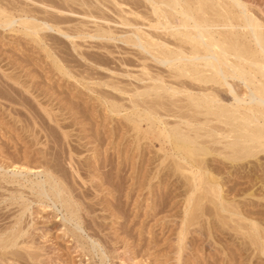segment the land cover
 Here are the masks:
<instances>
[{"label": "rangeland", "instance_id": "obj_1", "mask_svg": "<svg viewBox=\"0 0 264 264\" xmlns=\"http://www.w3.org/2000/svg\"><path fill=\"white\" fill-rule=\"evenodd\" d=\"M83 1L0 0L3 13L0 16V150H9L10 157L13 156L11 153H16L13 158L20 159L24 152H16L15 146L43 149L59 171L57 174H62L64 184L74 188L72 193H76L73 195L83 215L80 219L82 236L73 242L63 233L62 213L51 199L41 200L26 188L21 197L11 199L7 197V190L0 188V226L16 217L21 203L26 205L20 216L24 225L17 237L20 241L14 249L12 247L11 253L0 254V264H264V236H260L264 235V173L258 168L252 169L253 157L246 158L251 159V163L243 161L246 167L250 165L246 169L245 166L244 169L234 168L225 159L222 172H206L210 174L205 173L204 178L216 179L221 191L217 197L203 191L200 198L201 188L197 190L190 185V174L186 170H172L174 161L171 157L160 161L163 157L161 148L166 145L160 143V136L147 134L137 139L146 122L139 123L138 131L134 128L129 120L133 115L132 100H144L145 103L140 105L146 106L154 96L134 94L135 90L142 89L135 88L137 83L138 86L142 84L135 76H140L141 62L150 64L151 69H159L161 65L144 59L147 53L120 40L129 33L119 20L125 15L130 21H139L143 28H149L147 23L153 21L148 3L145 0ZM256 1L260 5L261 18L264 0ZM127 9L130 13L135 11L136 15L128 14ZM7 19L10 23L5 25ZM39 22H44L46 27L39 29L38 35L25 29V25ZM107 25L112 29L113 39L95 37L99 26L107 28ZM140 54H144L143 57ZM9 76H14V81L8 79ZM106 83L117 88H111V84L106 86ZM118 87L128 90L123 93ZM110 102H116L117 111L110 109ZM43 109L57 113L55 118L62 123L56 125L65 123L66 129L61 128L68 135L57 130V120L47 118ZM157 109L163 112L161 108ZM165 119L169 121L172 117ZM35 126L42 128L36 133L39 137L36 144L32 141ZM71 145L72 156H77L73 158L82 162L80 176L84 181L87 179L82 185L79 179L75 182L70 179L72 163L68 164L66 157ZM36 155H33L35 160ZM257 155L259 159L260 152ZM209 156L215 158L214 154ZM5 157L7 155L1 153L0 161L7 162L9 158L6 160ZM216 157L222 160L221 156ZM257 161L259 164L260 159ZM247 169L249 172L244 171ZM4 170L7 176L12 175V167ZM84 185L88 186L85 188ZM192 193L195 196H191ZM197 195L196 209L192 202L197 203ZM218 197L224 198L225 204L233 202L231 204L240 209L236 210L237 215L219 209ZM231 204L226 206L233 208ZM216 208L220 213H215ZM223 214L228 216L224 218ZM247 234L252 235H249L251 238ZM252 239L256 244L251 242ZM31 250L33 256L28 253ZM37 251L42 255H36Z\"/></svg>", "mask_w": 264, "mask_h": 264}, {"label": "bare ground", "instance_id": "obj_2", "mask_svg": "<svg viewBox=\"0 0 264 264\" xmlns=\"http://www.w3.org/2000/svg\"><path fill=\"white\" fill-rule=\"evenodd\" d=\"M145 1L148 3L150 13L152 16L151 18L153 21L151 23H147V26L149 28L147 29L143 28L142 23H139V21L138 22L132 20L130 21V18H128L127 16L126 17L129 20L124 19L126 18L125 15L120 17V18L123 17L122 18L123 20L122 19L119 20V24L121 23L122 26L127 27V30L125 29L127 32L126 31L125 32L129 33L124 35V38L120 40H123L124 44L128 43L132 46H135L136 48L141 49L142 51L140 52L144 51V53H147L148 56L144 54L142 55L140 54V56L142 57L144 55V59L145 58L150 59L155 64L161 65L159 69L158 68L151 69L149 67L150 64L147 65L146 63L141 62L142 65L140 67L141 69L140 76L139 75L135 76L137 81L142 82L140 86H138L139 84L137 83L138 85L136 84L135 88L137 89L139 87L140 89L141 87L142 89L135 90L134 94L135 95L137 94L138 96L142 94L154 96V100L151 99L150 102L149 99L148 102L150 103L148 104V102H146L148 104L146 106L140 105V103L143 105L145 102L144 100H143L144 103L139 102V100L137 101V99L139 98L134 99L136 101L134 100H132L133 102L131 101L133 107V112H132L133 115L132 117L130 115L129 120H132L134 128L137 129L141 121L146 122L145 129L141 130L140 135L139 134H138L139 136L137 135L138 136L137 139L141 137H146L147 134L160 136V140H159L160 143L166 144L164 148H161L164 158L161 156L162 158L160 161H162L166 157H171L173 158L172 161H174L171 166L172 170H178L180 172L181 170L184 171L186 170L187 173L190 174V177H188L190 185L197 190L201 188L200 191L202 192L199 195L200 198L203 195L202 194L203 191L208 192L216 197L219 196L221 191L220 184L214 178H212V180H208L207 176H206L207 179L204 178L205 177L204 175L208 171H211V173L213 171L218 172L221 169V167H223V164H225L224 162L227 160L230 161L231 166L234 168L242 167V169L244 168L246 169L247 167H250V165H247L246 167L245 162L251 163L249 161H251L252 159L251 157H253L252 164L254 165H252L253 168L252 166L251 168L254 170L255 168L256 169L258 168L260 169V173H264V14L261 11L263 17L261 16L260 18V14H261L260 5L257 3L256 0H145ZM135 3L137 2L135 1ZM256 3L258 4V6L256 5L255 7L254 4ZM1 13L2 10H0V16ZM127 13L129 14L130 11L128 10ZM131 13L136 15L135 11L134 12L131 11ZM6 21L7 22L5 23V25L7 23H10L8 19ZM116 23L117 22H115V24ZM44 27H46V24L44 22L41 23L39 22V24L32 26L25 25V29L31 30L29 32L34 34H37V31L39 29H43ZM48 27L50 28L51 26L48 25ZM99 27H101L100 29L98 28L100 31L97 29V34H94L96 35L95 37L100 38V36H102L105 38L108 37L113 39L111 33L112 29L109 26L107 28L106 26L105 27L99 26ZM91 37L93 36L91 35ZM155 64L154 66H156ZM159 65L157 66L159 67ZM9 77L8 79H11L12 81L14 76H9ZM107 84H111V83H106L105 85L107 86ZM111 86H113L111 88L116 87L113 84H111ZM122 90L121 87H118V91L121 92ZM127 90H123V93ZM113 102H110L111 103L110 109L117 111L115 109L116 102L115 104H112ZM157 107L161 108L163 112H160L159 109H157ZM44 109L42 110V112H46L45 115H47V118L57 120L55 118V115L57 113L53 114L54 110L50 109L51 111H47V110L44 111ZM164 117L165 118L172 117V119H169V121L171 120L169 122ZM58 121L59 120L55 121V126L60 125L62 123ZM64 125L62 124V126H57V130L60 129L62 134L64 133L67 134L61 128V127L64 128L65 127ZM41 129L42 128L40 127H38V129L37 127L34 130L32 129V134H33L32 141H34L35 144L37 143V140L39 138V137L37 138L36 133L42 131ZM57 138H59V136ZM71 148L72 145L70 146V149L68 148V153L66 157L69 162L68 164L71 165L72 163L71 165L72 173L70 175V179L72 182H75L77 179H79L81 181L80 184L82 185L87 180L85 179L84 181L80 176L81 171L79 167L82 166L80 165L82 162L80 163L81 161L80 159L73 158L75 155L72 156ZM21 150H23L24 154L21 155L20 159H17L16 157H15L16 159L13 158L16 155V153H11L12 151L9 152L11 153V155L13 154V156L10 157L8 156L9 150L7 149L0 150V154L4 153L5 155H7V157H5L6 160L9 158L7 162L0 161V188L7 190L8 192L7 197H10L11 199H16L17 197H21L23 188L24 189L26 188L30 191V193L37 195L38 197H40L41 200L48 198L51 199L53 205L57 206V209L60 210L62 213V217L60 219L62 220L61 226L63 227L62 228L63 233L67 234L68 237H71L73 242H77L82 236V235L80 236V231L82 230L83 227L81 225L82 220L80 219L83 215L81 216L82 212L80 211L79 204L75 200L74 197L75 195H73L74 192L72 193L74 188L71 189L72 186L69 187L68 186L69 184L67 185H65L66 183L64 184L63 181L64 179H62L63 177H61L62 174L61 176H59L60 174L59 175L57 174L59 171L56 169V167L53 164H51L43 149H33V148L21 149L20 146L18 147L15 146L16 152L21 153ZM259 152H260V158H259L260 163L258 164L257 160H259L258 159L259 156L257 155V153L259 154ZM34 154H37L36 160H35V156H33ZM101 154H103L102 151ZM210 154H214L215 158L210 157L209 156ZM216 155L221 156L223 161L221 159L218 160ZM1 157H3V154ZM248 157H250L251 159L250 160L246 159ZM9 166L12 167L13 170L11 176H7L6 171L4 170ZM224 166H226V164ZM156 170L158 172V168H156ZM236 170L238 171V168H236ZM220 171L222 172V170ZM230 171L232 170L230 169ZM244 171L249 172L248 169ZM242 173L244 174L246 172L242 171ZM207 174L208 173H206V175ZM90 175H92V173H90ZM80 190L83 191V189ZM212 195L211 198L213 200ZM191 196H195V195H193L192 193ZM221 197H218L220 198L218 199L219 209L224 210L226 212L228 211V213L233 215L237 213L236 210L240 211V209L238 210L237 208L234 207V204H231L233 202H229L231 205H233L231 206L233 208H229L230 206L227 207L226 205L229 203L225 204V201L223 200L224 198L221 199ZM197 198H198V200H196L197 203L192 202V204H194L193 206L196 209L199 201L198 195ZM191 200L195 201V199H191ZM192 204L190 203V205ZM25 206H26L25 203H21L19 206L18 214H16V217L15 218L13 217V220L12 221L10 220L11 222H9L7 225L0 226V254L4 252L7 253L12 249V247L14 249V246L16 247V245H18V242L20 240L17 241V237L19 238V233L22 231V229H24L23 228L24 225L21 224L22 219H20V216L23 213ZM195 208L192 207L191 209H193L194 211ZM218 208H216L217 211H215V213L218 212ZM221 216H224V218H226L228 214L227 215L223 214ZM254 227H255L254 229H256L255 225ZM183 229L185 230V228ZM260 236L263 237L264 235H260ZM252 241H254V243L256 244L255 240L252 239L251 242ZM28 253L29 254L32 253V250L29 251ZM38 253L39 252L37 251L36 255H38ZM32 254H34V252ZM41 255L42 254H40V256Z\"/></svg>", "mask_w": 264, "mask_h": 264}]
</instances>
